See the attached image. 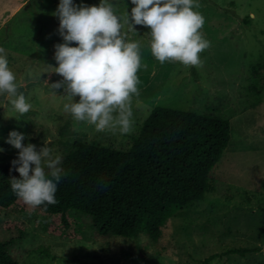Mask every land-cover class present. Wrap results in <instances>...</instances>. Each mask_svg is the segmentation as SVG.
<instances>
[{"label": "rangeland", "instance_id": "rangeland-1", "mask_svg": "<svg viewBox=\"0 0 264 264\" xmlns=\"http://www.w3.org/2000/svg\"><path fill=\"white\" fill-rule=\"evenodd\" d=\"M59 2L0 0V47L6 49L18 90L33 105L20 115L0 96V163L12 166L18 158V150L6 142L10 131L24 133L29 137L24 143L38 148L47 142L62 155L79 140L125 149L155 105L227 118L230 137L212 172L216 190L177 210L157 240L144 234L100 236L90 216L74 210L70 213L79 233L57 236L44 229L49 217L10 208L0 211V241H9V252L19 264L193 263L213 253L217 256L208 264H264V0H198L205 17L202 32L211 42L200 54L199 68L178 62L161 65L148 46L150 29L135 26L139 36L129 33V39L141 42L146 67L137 73L140 95L133 97L134 127L127 135L97 132L75 121L63 110L70 102L63 89L54 94L49 87L62 80L52 68L58 67L54 45L64 42L53 15ZM73 2L91 6L100 0ZM110 2L118 14L134 7L131 0ZM232 247L255 250L228 253Z\"/></svg>", "mask_w": 264, "mask_h": 264}, {"label": "clouds", "instance_id": "clouds-1", "mask_svg": "<svg viewBox=\"0 0 264 264\" xmlns=\"http://www.w3.org/2000/svg\"><path fill=\"white\" fill-rule=\"evenodd\" d=\"M134 7L118 14L110 0L99 5L75 4L60 0L53 15L59 19L58 33L63 43L54 45L58 67H52L62 80L49 85L53 93L63 89L70 102L63 110L75 121L94 126L97 132L127 135L133 131V97L139 96L138 71L142 64L141 42L130 40L135 26L150 29L149 48L163 65L178 62L185 67H202L201 53L211 47L202 29L205 17L198 0H131ZM73 43L76 46H71ZM16 74L9 68L4 47H0V96L20 115L33 105L20 92ZM79 97L78 102L74 101ZM24 133L10 131L7 143L18 150L11 164L20 178L12 177V192L26 206L55 205L62 178L67 175L62 154L47 146L24 143ZM4 149L0 148V152Z\"/></svg>", "mask_w": 264, "mask_h": 264}, {"label": "trees", "instance_id": "trees-1", "mask_svg": "<svg viewBox=\"0 0 264 264\" xmlns=\"http://www.w3.org/2000/svg\"><path fill=\"white\" fill-rule=\"evenodd\" d=\"M230 130L227 118L155 105L127 148L79 140L64 153L67 175L58 185L55 205L26 206L11 190L10 179H19V173L0 163V211L16 208L49 217L47 232L71 237L80 231L70 213L74 210L90 216L100 236L144 234L157 240L177 210L216 190L212 172L228 145ZM261 186L264 189V177ZM8 244L0 241V264H19ZM252 250L232 247L227 252L244 255ZM215 256L175 264H208Z\"/></svg>", "mask_w": 264, "mask_h": 264}]
</instances>
